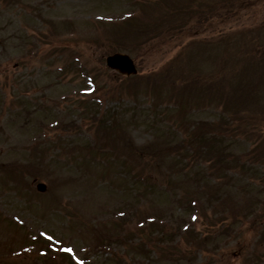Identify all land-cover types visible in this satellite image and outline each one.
<instances>
[{
    "label": "rangeland",
    "instance_id": "1",
    "mask_svg": "<svg viewBox=\"0 0 264 264\" xmlns=\"http://www.w3.org/2000/svg\"><path fill=\"white\" fill-rule=\"evenodd\" d=\"M121 50L138 77L108 68ZM145 81L152 107L137 109L130 85ZM89 84L130 103L122 131L92 118ZM214 133L215 148L187 149ZM249 149H264V0H0V264H264V152ZM24 192L62 238L42 257L6 220L34 215Z\"/></svg>",
    "mask_w": 264,
    "mask_h": 264
},
{
    "label": "water",
    "instance_id": "2",
    "mask_svg": "<svg viewBox=\"0 0 264 264\" xmlns=\"http://www.w3.org/2000/svg\"><path fill=\"white\" fill-rule=\"evenodd\" d=\"M108 63L110 66L119 70L124 74H132L136 72L135 65L130 57L126 54L117 53L108 57ZM39 188L44 189L45 185L40 184Z\"/></svg>",
    "mask_w": 264,
    "mask_h": 264
},
{
    "label": "trees",
    "instance_id": "3",
    "mask_svg": "<svg viewBox=\"0 0 264 264\" xmlns=\"http://www.w3.org/2000/svg\"><path fill=\"white\" fill-rule=\"evenodd\" d=\"M197 141V143H196V148H197V146H199L200 147V149L201 148H203V149H206L207 148V146H209V140H208V138H206V137H204V138H198V139H195V140H192V141H190V143H195ZM262 151H264V149H262ZM143 153H144V151H143ZM155 155H157L158 153H154ZM158 160H161V158H159ZM218 196H220V195H218ZM188 206L190 207V208H192V205L191 204H188ZM175 211H178V215L179 214H184V215H187V214H185L184 213V211H183V204L180 206V204H178L176 207H175ZM187 211H190V210H186L185 212H187ZM184 215H182V216H184ZM181 216V217H182ZM190 215L189 216H187V218H188V220L190 221ZM188 220H187V222H188ZM188 228H192V224H191V226H188L187 228H186V230L188 229Z\"/></svg>",
    "mask_w": 264,
    "mask_h": 264
}]
</instances>
